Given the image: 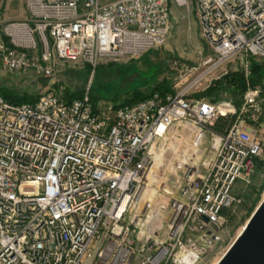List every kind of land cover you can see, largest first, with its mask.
I'll return each mask as SVG.
<instances>
[{
	"label": "built area",
	"instance_id": "2783aa9c",
	"mask_svg": "<svg viewBox=\"0 0 264 264\" xmlns=\"http://www.w3.org/2000/svg\"><path fill=\"white\" fill-rule=\"evenodd\" d=\"M0 66L49 78L58 63H128L165 44L194 8L210 55L165 93L130 104L47 90L0 94V264H199L264 154L261 86L240 103L200 93L238 59L264 60V0H24ZM201 91V92H200ZM199 92V93H197ZM221 124V125H220Z\"/></svg>",
	"mask_w": 264,
	"mask_h": 264
},
{
	"label": "rangeland",
	"instance_id": "374dc122",
	"mask_svg": "<svg viewBox=\"0 0 264 264\" xmlns=\"http://www.w3.org/2000/svg\"><path fill=\"white\" fill-rule=\"evenodd\" d=\"M171 12V29L165 44L158 48L149 49L150 51L143 57L141 56L145 52L128 63L101 64L95 68L93 73L90 72L84 76H82L84 65L79 64L58 63V71L49 78L33 71L8 73L0 66V87L37 95L50 89L56 93L60 91L62 94L65 87L80 88L86 91L91 85L93 95L100 102L112 103H114L113 101H124L134 91L147 92L161 81H167L171 88L172 84L178 81V76L183 68L190 67L189 65H197L201 57L210 55L207 44L200 36L194 8L185 9L173 5ZM11 21H20V19L13 18L10 21L2 22L1 25L4 26ZM257 62L264 64V60ZM225 67L228 72L216 82L221 81L232 72L242 71L243 74L245 73L244 69L240 67L238 59L230 61ZM248 78H245V81L246 79L249 80ZM209 88L204 89V91ZM261 89L260 99L263 105L261 121L263 126L258 131V136L264 141V89L262 87ZM211 96H226L233 101L234 99H241L240 92H232L229 89L219 93L215 90L209 98H212ZM260 161H264V154ZM251 182L247 186L238 182L240 202L228 213L221 240L199 264L217 262L245 226L247 219L264 194V170L257 165L256 173Z\"/></svg>",
	"mask_w": 264,
	"mask_h": 264
},
{
	"label": "trees",
	"instance_id": "16d2710c",
	"mask_svg": "<svg viewBox=\"0 0 264 264\" xmlns=\"http://www.w3.org/2000/svg\"><path fill=\"white\" fill-rule=\"evenodd\" d=\"M249 69H250V74L248 76L249 82L252 85H260L264 89V64L263 62H257L251 59L249 62ZM90 72H91V67L89 65H84L83 70H82V76L87 75ZM244 88H245V76L242 71H238V72L229 73L221 81L215 82L212 85V87L204 91L201 95L210 97L213 91L216 90V92L219 93L226 89L232 90V92H240L242 94V92L244 91ZM170 90L171 88L169 84L167 83V81H161V82H158L156 85H154L147 92L134 91L124 101H121V102L113 101V102L117 104H130L138 100H141L151 95L154 92L165 93ZM87 91L90 96V100L92 104L96 105L99 99L95 95H93L91 85ZM84 92L85 90L80 89V88L70 89L68 87H65L63 89L61 96L66 102H70L72 99L81 97V95ZM0 94L7 101L14 103V104H21V103H26V102L31 103V102H34L39 96V94L31 95V94H28L27 92H19V91H16L15 89H9L7 87H0ZM218 98H220V96L218 97L213 96L211 99L216 100ZM239 100L234 99V102L238 105L240 103ZM257 166L264 170V161H260V160L257 161Z\"/></svg>",
	"mask_w": 264,
	"mask_h": 264
},
{
	"label": "water",
	"instance_id": "95a60500",
	"mask_svg": "<svg viewBox=\"0 0 264 264\" xmlns=\"http://www.w3.org/2000/svg\"><path fill=\"white\" fill-rule=\"evenodd\" d=\"M216 264H264V195Z\"/></svg>",
	"mask_w": 264,
	"mask_h": 264
},
{
	"label": "crops",
	"instance_id": "0c3cea01",
	"mask_svg": "<svg viewBox=\"0 0 264 264\" xmlns=\"http://www.w3.org/2000/svg\"><path fill=\"white\" fill-rule=\"evenodd\" d=\"M0 7V25L2 22L10 21L13 18H19L20 21H23L27 16L24 0H0ZM0 41L8 42V37L4 34L2 25L0 26ZM149 51H146L141 57Z\"/></svg>",
	"mask_w": 264,
	"mask_h": 264
},
{
	"label": "bare ground",
	"instance_id": "6f19581e",
	"mask_svg": "<svg viewBox=\"0 0 264 264\" xmlns=\"http://www.w3.org/2000/svg\"><path fill=\"white\" fill-rule=\"evenodd\" d=\"M264 195V194H263ZM212 264H216V262L212 263Z\"/></svg>",
	"mask_w": 264,
	"mask_h": 264
}]
</instances>
